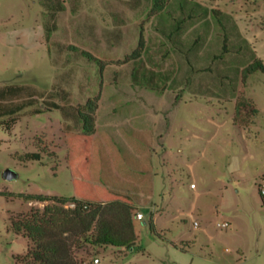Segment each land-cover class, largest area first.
<instances>
[{
  "label": "rangeland",
  "instance_id": "obj_1",
  "mask_svg": "<svg viewBox=\"0 0 264 264\" xmlns=\"http://www.w3.org/2000/svg\"><path fill=\"white\" fill-rule=\"evenodd\" d=\"M62 3L54 17L42 0H0V90L36 99L11 130L0 124V264H20L29 245L11 216L46 204L26 195H75L65 137L91 98L124 153V133L154 132L155 174L135 248L82 250L83 264H264V73L244 77L264 61V0ZM242 98L259 110L248 126L235 124ZM32 152L41 160L23 159Z\"/></svg>",
  "mask_w": 264,
  "mask_h": 264
},
{
  "label": "trees",
  "instance_id": "obj_2",
  "mask_svg": "<svg viewBox=\"0 0 264 264\" xmlns=\"http://www.w3.org/2000/svg\"><path fill=\"white\" fill-rule=\"evenodd\" d=\"M42 1L50 7L54 17L66 8L62 0ZM165 1L155 0V8L161 9ZM143 45L141 39L134 57L140 56ZM81 52L91 59L96 58L90 52ZM258 71L264 73L262 59L248 66L244 77ZM26 89V86L11 85L0 90V117L12 116L0 123L8 130L16 124L21 111L36 103L35 94L25 97ZM50 104L53 108H63L56 102ZM98 109V98L79 105L76 111L82 128L66 133L67 163L75 195H26V200L46 203L45 206H32L28 211L11 216L13 232L29 241L26 254L17 257L20 264H83L84 260L78 255L82 250L90 254L99 248H135L138 241L135 219L139 207L149 204L154 194V132L124 133L134 154L124 153L110 133L98 130ZM258 112L252 100L239 99L235 124H252ZM41 158L40 152L23 157L25 161Z\"/></svg>",
  "mask_w": 264,
  "mask_h": 264
},
{
  "label": "built area",
  "instance_id": "obj_3",
  "mask_svg": "<svg viewBox=\"0 0 264 264\" xmlns=\"http://www.w3.org/2000/svg\"><path fill=\"white\" fill-rule=\"evenodd\" d=\"M261 192L264 195V179L261 182ZM137 218L143 220L145 218V216L143 215V213L138 212ZM195 226H199V223L197 221L195 222ZM228 226H229V223L228 222L219 223V227H221V228H227ZM95 262L96 263H99L100 262V259L99 258H96L95 259Z\"/></svg>",
  "mask_w": 264,
  "mask_h": 264
},
{
  "label": "water",
  "instance_id": "obj_4",
  "mask_svg": "<svg viewBox=\"0 0 264 264\" xmlns=\"http://www.w3.org/2000/svg\"><path fill=\"white\" fill-rule=\"evenodd\" d=\"M4 177L8 180H13L18 177V173L12 169H6L4 172Z\"/></svg>",
  "mask_w": 264,
  "mask_h": 264
}]
</instances>
